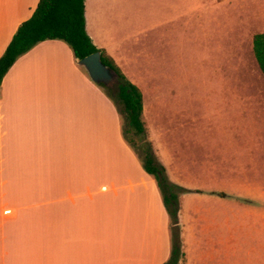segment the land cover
<instances>
[{"label": "crops", "instance_id": "0c3cea01", "mask_svg": "<svg viewBox=\"0 0 264 264\" xmlns=\"http://www.w3.org/2000/svg\"><path fill=\"white\" fill-rule=\"evenodd\" d=\"M96 1L106 23L119 3L83 0L85 32L124 72L130 56L101 43ZM37 2L0 0V55ZM122 17L115 16L120 22ZM97 85L56 40L37 43L1 78L0 264L167 260L169 220L160 194L123 139L115 106ZM176 117L170 133L183 148L181 116ZM183 121L186 129L192 124L187 116ZM191 214L192 219L178 212L181 264H203L190 261L186 248L189 220L203 221L200 211Z\"/></svg>", "mask_w": 264, "mask_h": 264}, {"label": "rangeland", "instance_id": "374dc122", "mask_svg": "<svg viewBox=\"0 0 264 264\" xmlns=\"http://www.w3.org/2000/svg\"><path fill=\"white\" fill-rule=\"evenodd\" d=\"M115 2L122 21L106 23L96 1V27L101 43L130 56L121 74L141 93L145 129L135 135L114 102L120 131L140 164L149 143L168 182L187 190L178 212L200 211L203 221L189 220L190 261L264 264V77L251 52L264 0ZM177 115L183 148L170 133Z\"/></svg>", "mask_w": 264, "mask_h": 264}, {"label": "trees", "instance_id": "16d2710c", "mask_svg": "<svg viewBox=\"0 0 264 264\" xmlns=\"http://www.w3.org/2000/svg\"><path fill=\"white\" fill-rule=\"evenodd\" d=\"M60 41L70 50L77 61L96 51L100 61L115 74V83L105 88V96L122 106L126 125L135 134L144 133L142 121V98L139 89L124 78L113 60L91 43L85 32L83 0H38L30 17L21 22L0 55V80L17 57L43 41ZM251 52L257 68L264 77V32L251 37ZM115 106V105H114ZM141 168L155 181L163 208L169 220L170 251L162 264H181L178 205L176 195L187 190L177 187L165 178L162 166L155 160L149 143L143 148Z\"/></svg>", "mask_w": 264, "mask_h": 264}, {"label": "water", "instance_id": "95a60500", "mask_svg": "<svg viewBox=\"0 0 264 264\" xmlns=\"http://www.w3.org/2000/svg\"><path fill=\"white\" fill-rule=\"evenodd\" d=\"M77 64L84 68L89 79L95 84L111 88L115 84V74L103 65L100 61L98 51L85 56L77 61Z\"/></svg>", "mask_w": 264, "mask_h": 264}, {"label": "flooded vegetation", "instance_id": "af4514ba", "mask_svg": "<svg viewBox=\"0 0 264 264\" xmlns=\"http://www.w3.org/2000/svg\"><path fill=\"white\" fill-rule=\"evenodd\" d=\"M115 85H116V83H115Z\"/></svg>", "mask_w": 264, "mask_h": 264}]
</instances>
